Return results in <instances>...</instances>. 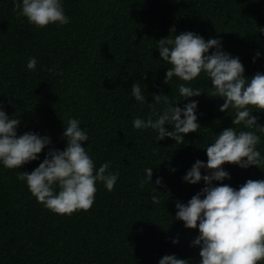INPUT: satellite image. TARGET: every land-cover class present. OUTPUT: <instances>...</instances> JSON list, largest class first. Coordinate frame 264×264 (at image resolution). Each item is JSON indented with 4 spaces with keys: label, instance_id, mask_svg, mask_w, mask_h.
<instances>
[{
    "label": "trees",
    "instance_id": "16d2710c",
    "mask_svg": "<svg viewBox=\"0 0 264 264\" xmlns=\"http://www.w3.org/2000/svg\"><path fill=\"white\" fill-rule=\"evenodd\" d=\"M18 2L0 0V105L20 117L18 135H47L49 148L61 151L63 122L78 119L94 166L110 161L109 170L119 176L112 191L97 183L89 210L60 215L17 179L18 172L34 170L49 148L20 169L0 166V264H158L165 255L199 264V249L190 246L198 231L174 219L175 202L187 203L204 185L182 177L197 159L206 162L203 149L223 129L255 131L262 157L264 132L232 125L229 114L219 111L223 100L209 97L211 83L200 77L191 86L205 94L190 99L198 101L201 127L181 145L156 141L152 130L133 129L132 120L150 108L135 102L130 89L138 81L146 85L149 104L153 94L168 95L180 107L188 102L181 101L176 83H163L168 65L156 50L161 38L186 31L219 39L224 51L239 57L246 78L264 73V0H63L69 23L43 29L19 15ZM257 51L261 56L253 63ZM29 57L37 60L35 71L26 70ZM252 115L264 126V112ZM146 167H152V185L141 187ZM222 167L231 177L222 183L233 188L264 179V164ZM157 177L161 186L154 184ZM153 195L159 204L151 203Z\"/></svg>",
    "mask_w": 264,
    "mask_h": 264
},
{
    "label": "clouds",
    "instance_id": "9594fccd",
    "mask_svg": "<svg viewBox=\"0 0 264 264\" xmlns=\"http://www.w3.org/2000/svg\"><path fill=\"white\" fill-rule=\"evenodd\" d=\"M16 7L19 15L37 29L69 23L63 0H19ZM170 33H175V29ZM156 50L159 60L168 65L163 83H176L181 101L188 102L180 107L177 106L179 102L170 101L168 95L153 94V102L149 104L145 99L147 86H142L140 81L133 83L131 97L150 108L146 117L136 116L132 120L134 130L150 129L156 133V141L169 138L176 145L185 143L184 137L201 127L197 118L198 101L190 98L205 94L200 88L191 86L192 81L203 77L211 83L207 95L223 100L219 111L229 114L232 125L264 132V126L252 115L264 112V73L257 72L246 78L239 57L224 51L219 39L206 41L192 31L161 38ZM210 50H213L211 54ZM260 56L257 51L252 62ZM36 65V58L29 57L25 67L35 71ZM53 70L48 69L49 72ZM143 79H146L145 74H141V81ZM155 105L162 107L157 110ZM251 108L258 111H251ZM20 123L16 112L9 116L0 105V166L5 169H20L22 165L39 160L42 150L49 148L51 143L47 135L31 131L18 135ZM80 123L76 118L63 122L64 149L49 148L34 170L17 173V179L26 183L36 201L55 214L70 215L78 210H89L97 183L112 191L119 176L118 172L109 170L110 161L98 168L94 166L88 151L82 147L89 136ZM259 142L255 131L237 132L232 126L225 128L203 149L206 162L197 159L182 177L186 184L197 185L203 181L204 185L187 203L175 202L174 219L182 222L185 229L198 231L190 246L199 249V264H264V179H249L238 188L222 183L231 178L222 167L225 164L241 169L259 168L264 164V157L257 150ZM170 171L175 172V169ZM152 176V167H146L141 187L152 185ZM154 184L161 186L162 178L157 177ZM155 191L161 193L156 187ZM151 203L159 204V197L153 195ZM171 242L175 245L178 239ZM158 264H192V261L165 255Z\"/></svg>",
    "mask_w": 264,
    "mask_h": 264
}]
</instances>
